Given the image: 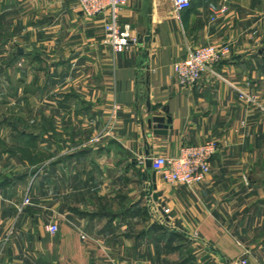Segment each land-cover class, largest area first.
Returning a JSON list of instances; mask_svg holds the SVG:
<instances>
[{
  "label": "crops",
  "instance_id": "obj_1",
  "mask_svg": "<svg viewBox=\"0 0 264 264\" xmlns=\"http://www.w3.org/2000/svg\"><path fill=\"white\" fill-rule=\"evenodd\" d=\"M16 2L0 0V27L28 26L29 49L0 39V76L44 114L0 121V264H264V113L241 98L264 106V0H127L119 24L150 36L119 54L75 0H29L24 21ZM209 44L230 53L179 87L174 65ZM209 140L202 183L150 190L144 159ZM151 205L174 228L150 227Z\"/></svg>",
  "mask_w": 264,
  "mask_h": 264
},
{
  "label": "built area",
  "instance_id": "obj_2",
  "mask_svg": "<svg viewBox=\"0 0 264 264\" xmlns=\"http://www.w3.org/2000/svg\"><path fill=\"white\" fill-rule=\"evenodd\" d=\"M80 12L88 19H104L103 29L105 39L111 51L115 54L123 53L131 44L137 43L132 36L129 25L121 26L118 22L122 9L127 0H75ZM176 11H184L190 7V0H173ZM215 12L214 14H220ZM230 53L227 45H205L190 51L181 62L174 65L173 71L177 84L181 88H192L202 79L204 74H214L213 68L221 63ZM247 103L258 106L264 113V106L257 104L254 96L242 95ZM219 147L213 140L200 145L182 146L176 156H151L142 162H150L151 171L172 186H184L193 188L202 183L210 173L212 158L218 153ZM28 203L25 199L24 204ZM49 232H58L56 225H51ZM245 262L242 261V264Z\"/></svg>",
  "mask_w": 264,
  "mask_h": 264
},
{
  "label": "rangeland",
  "instance_id": "obj_3",
  "mask_svg": "<svg viewBox=\"0 0 264 264\" xmlns=\"http://www.w3.org/2000/svg\"><path fill=\"white\" fill-rule=\"evenodd\" d=\"M15 3H17L16 0H15ZM20 3L23 6L21 7L22 9H21L20 14H18V13L17 14L20 15V17L22 19L21 21H24V19L29 16V11H28L29 0H21ZM16 16L17 15H15V17H14L15 20H16V18H18ZM11 19H13V16ZM4 27L5 28L0 27V39L3 40V38H4L6 41V39H8L9 37H12L14 34V36L16 37L15 38L16 43L13 42V43H15V48L13 46L12 47L14 48L15 54L18 53V50L16 48L21 49L22 54L24 53L23 48L25 50L29 49L28 45L26 44V42L29 38L28 26L21 29V30H18V28H15L12 26V20H9V21L5 22ZM13 43H11V44H13ZM29 62L30 61L27 59H22L17 64L18 68L25 70L26 72H28V70L30 71V67H32V66H29V64H30ZM30 73L29 72L27 73L26 83H28V81L30 80V76H31ZM32 76H33V74H32ZM16 77H15V79L17 80ZM21 77H22V74H20L19 79H21ZM15 79H13V77L11 76L9 84H8V83H5L3 81L4 77L0 76L1 86L4 85V89H5L4 95L0 92V121H5L7 123V125L10 122L11 123L14 122L13 124L17 127V126H22L20 124V122L17 121L18 119L22 118L24 120V119H30L31 117L33 118L36 115L41 116L44 114V110H43V107L40 105V102L43 103V101H42L43 99L40 100L38 98L37 102H39V104L35 103L34 99H32L31 96L28 97L29 93L26 92L25 86H23L21 84H17ZM8 85H9V87H8ZM16 87L19 88V91L15 95L14 89H16ZM15 120L18 123H16ZM36 124L38 126H41L42 132H43L44 125L39 124V123H36ZM22 129L26 132L30 131V129L26 126H23ZM5 131L9 132V131H13V129L10 128V130H5ZM149 211H150V216H149L150 227H153V228L163 227L166 229L167 228H169V229L174 228L169 221L165 220V217H159L160 214L157 215L160 211H158V209L156 207H152V205H151Z\"/></svg>",
  "mask_w": 264,
  "mask_h": 264
},
{
  "label": "water",
  "instance_id": "obj_4",
  "mask_svg": "<svg viewBox=\"0 0 264 264\" xmlns=\"http://www.w3.org/2000/svg\"><path fill=\"white\" fill-rule=\"evenodd\" d=\"M149 12L150 11H148V13ZM149 36H150V27H147L145 36L139 38V40L137 41V43L139 45H141L143 42H148L149 41ZM152 122L155 124V127L153 128V130H156V131H154L155 134H165V131H163V130H165V126L163 125V123H164V119L163 118H154L152 120ZM145 169L147 171H151V167H150V162L149 161H146L145 162ZM158 178L159 177L156 175V173H154V172L151 173V175H150V183L152 185L150 187V190L156 188V180Z\"/></svg>",
  "mask_w": 264,
  "mask_h": 264
}]
</instances>
